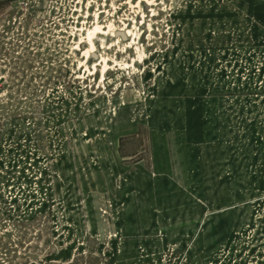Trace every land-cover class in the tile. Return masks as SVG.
I'll return each instance as SVG.
<instances>
[{"label":"rangeland","instance_id":"rangeland-1","mask_svg":"<svg viewBox=\"0 0 264 264\" xmlns=\"http://www.w3.org/2000/svg\"><path fill=\"white\" fill-rule=\"evenodd\" d=\"M0 264H264V0H0Z\"/></svg>","mask_w":264,"mask_h":264},{"label":"built area","instance_id":"built-area-1","mask_svg":"<svg viewBox=\"0 0 264 264\" xmlns=\"http://www.w3.org/2000/svg\"><path fill=\"white\" fill-rule=\"evenodd\" d=\"M118 1H121V2H131L133 0H118Z\"/></svg>","mask_w":264,"mask_h":264}]
</instances>
